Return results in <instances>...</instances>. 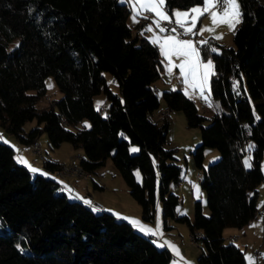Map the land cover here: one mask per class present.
<instances>
[{
    "label": "trees",
    "instance_id": "trees-1",
    "mask_svg": "<svg viewBox=\"0 0 264 264\" xmlns=\"http://www.w3.org/2000/svg\"><path fill=\"white\" fill-rule=\"evenodd\" d=\"M202 3L167 0V7L172 13L175 7ZM240 8L243 21L234 33L235 45L212 36L207 40L219 52L199 45L205 58L212 55L216 71L211 91L217 108L204 124L207 116L181 88L163 90L162 110L155 80L164 65L145 32L150 16H138L140 22L131 26L132 10L121 0H0V127L27 144L46 130L52 147L64 140L82 146L78 166L91 176L112 156L146 220L156 215L159 180L164 225L170 229L171 219L188 222L192 236L204 244L200 263L247 264L242 247L227 241L223 230L243 227L260 211L264 0H240ZM50 73L63 95L38 105ZM99 92L109 100L106 114L94 103ZM175 108L184 110L189 125L201 127L194 155L203 168L200 179L210 212L197 199L193 218L178 211L181 197L171 188L182 177L176 148L165 145L168 114ZM157 109L161 114L155 118ZM85 117L91 127L81 125ZM33 118L37 124L27 130L25 122ZM5 141L0 139V264H170L171 249L158 247L111 210L94 211L84 200L71 198L57 178L32 173ZM251 141L252 166L246 167L243 156ZM130 142L138 143L139 151H131ZM208 146L217 147L220 156L207 167ZM43 163L59 175L66 166L55 158L45 157Z\"/></svg>",
    "mask_w": 264,
    "mask_h": 264
},
{
    "label": "rangeland",
    "instance_id": "rangeland-1",
    "mask_svg": "<svg viewBox=\"0 0 264 264\" xmlns=\"http://www.w3.org/2000/svg\"><path fill=\"white\" fill-rule=\"evenodd\" d=\"M173 10L185 11L188 9L175 7ZM169 14L171 15L172 13L169 11ZM132 15L133 13L131 12L128 18V23L131 26H134L136 23L133 22ZM144 15L150 16V20H148L145 29H147L150 24L154 29V32L147 31V36H149V38L153 37L155 34H167L159 33V29H157L155 24L153 23V21L156 19L153 13H144ZM173 19L175 18L173 17ZM203 25L211 26L210 18H202V24H197V30ZM234 33L235 32L229 31L226 26H221L216 30L215 33L205 32L203 36H185L182 38L194 39L196 41H199L201 39H207V37L209 36H212L214 38L215 35H222V39L216 40L224 45L233 46L235 45ZM16 42L17 41H15L13 44H16ZM197 46L199 47V45ZM217 49L219 52L220 48ZM209 57L213 60L212 55H209L205 59ZM161 60L163 61L164 67L161 75L155 80V86L158 87L157 91L160 96L161 108L163 110L165 109L166 105V100L163 96V90L171 87L181 88L184 90L185 86L182 83V78L179 76V69H175L174 74L170 78L165 69V64L167 63V61L162 56ZM175 62L179 63L180 61L178 59H175ZM104 73L108 81L113 82L110 83L111 87L115 91L119 92V84L114 79L112 73L108 71ZM49 82L54 85V87L51 89L48 87ZM45 83L47 89L46 96L39 100L38 105L45 104L49 102L50 99L59 98L63 95V91L59 87L54 74H48L45 78ZM29 91L36 92L37 89L31 88ZM194 100L198 105L199 111L207 116V118L204 120V124L209 123L211 121L210 117L216 112L217 108L212 91L209 95V102L212 104L211 107H209L208 104H206L205 101L199 97L198 93L195 95ZM98 102H102L100 111L103 114H106L108 112L109 100L107 99L104 92H99L94 95V103L96 107ZM160 114V109H157L153 112V116L155 118H158ZM168 117L170 118V127L165 145L167 147L176 148L175 161L179 163L182 168V177L180 179V182L172 183L171 185V188L178 192L181 197V201L178 204V211L180 213H187L191 218H193L197 196H200V199L203 202L204 211L209 213L210 208L208 205L207 192L202 187L200 179V174L202 175L203 168L197 165L194 155V150L196 149L198 143H200L201 141V127L189 125L186 114L182 108L172 109L168 114ZM86 121L88 122V124H90V119L88 117H85L81 125L85 124ZM36 124V118L29 119L25 122V128L29 130ZM0 134H2V138L0 139L8 141L16 148L17 156H19V153L17 151L20 148L19 146L25 147V150H27L26 152L28 153L27 157L29 161H31L33 165H38L37 169L42 170V172H45L53 176L54 178L60 175L44 166V158H55L65 162L66 166L62 170H60L59 173L65 179L72 181L75 187L77 186L78 191H80V193L82 194L78 195L80 197H83L85 200L91 201L90 205H92L93 208L102 209L96 204V202H102L103 205L107 206L108 208H113L119 211V213L120 211L124 212L127 217L140 220L144 224L153 228L159 227L163 232V236L151 237L158 243H163L165 240L170 241L172 244L176 245V247L180 250V255L183 257V259H179V257H177L176 254L171 250L173 253V256L171 258L173 264H185L186 261H190L191 264H193V262H197L196 264H202L199 262L198 256L203 251L204 244L200 239H195V237L192 236L188 222L171 219L169 222L172 223L173 226L170 229H166L164 225L162 201L159 197V180L157 184L156 215L153 220H146L142 217L140 204L130 192L129 187L122 174L120 173L118 167L116 166L112 156H109L103 165L98 167L96 171L92 172L91 176L90 174L88 175L86 173H83L78 166L79 159L81 155L84 154V148L82 146H75L71 141L64 140L60 145L52 147L49 144V135L46 130H43L39 134L38 140L32 144L21 142L14 134L3 130L2 127H0ZM35 143H39L41 154L36 148H34ZM249 145L253 146L252 141L247 145V151L243 156V161L245 163V160L250 158V163L252 164V152L250 151ZM133 147L138 149L140 148L138 143L130 142V148L132 149ZM219 156L220 150L217 147H206L204 165L208 167L209 164L212 161L216 160ZM69 166L70 168H68ZM262 168L264 170V157L262 159ZM137 172H139L140 174L137 177L141 179L142 174L139 168L136 169V173ZM62 176H60V179ZM64 186L66 185L64 184ZM196 186L199 187V192L196 191ZM68 188L70 187H65V190L67 191ZM258 189V204L260 206V211H258L257 214L243 227L229 225L224 228L223 232L227 241L234 242L242 247L245 256L246 254H250L255 257L256 264H264V206H261L264 205V181H262L258 185ZM68 195L72 197L77 195V193L68 192ZM252 225L257 226L252 227ZM198 232L201 233V230H199ZM164 236L165 238H163ZM181 261L183 263H181ZM246 262L248 264L247 260Z\"/></svg>",
    "mask_w": 264,
    "mask_h": 264
},
{
    "label": "snow or ice",
    "instance_id": "snow-or-ice-1",
    "mask_svg": "<svg viewBox=\"0 0 264 264\" xmlns=\"http://www.w3.org/2000/svg\"><path fill=\"white\" fill-rule=\"evenodd\" d=\"M123 2L129 4L133 13L132 20L134 23H139L140 21L137 17L144 16V13L150 12L155 15L156 19L153 23L156 28L159 29V33L167 34H155L149 39L150 43L158 47L160 55L167 61L165 69L169 77L171 78L175 69H179V76L182 78V83L185 86L184 94L188 96L189 99H194L195 95L198 93L199 97L211 107L212 104L209 102V95L211 93L212 78L216 76L215 64L210 57L205 59L202 55V49L197 45L207 46L212 53L218 52V49L212 47L207 39L196 41L194 39H185L182 37L203 36L205 32L215 33L221 26H226L229 31L235 32L237 25L243 21L240 0H203L202 5L193 6L185 11L173 10L171 15L167 7V0H123ZM173 17L175 19H173ZM144 18L147 19L148 17L144 16ZM202 18H210L211 26L203 25L197 30V24H202ZM162 22L176 25L183 31L178 32L176 26L171 28L163 27ZM145 31L154 32V29L150 24ZM214 38L220 40L223 36L215 35ZM174 58L178 59L180 62L176 63ZM110 83L113 82L110 81ZM238 83L239 82H237V85ZM48 87L51 89L54 85L49 82ZM172 90L175 91V87H173ZM101 103L102 102L97 103V111L101 110ZM105 118L107 117L105 116ZM85 127H91V125L86 121ZM0 138H2V134H0ZM5 143L8 142L5 141ZM252 147L254 146L249 145L250 149ZM131 151L136 152L139 151V149L133 147ZM17 160L27 166L32 173H40L45 176L48 175L42 172V170L33 167L23 156H17ZM245 165L246 167L252 166L250 158L245 160ZM136 175L139 176V172H137ZM67 191L69 193L73 192L71 188H68ZM196 191L199 192L198 186H196ZM71 198L84 200V198L80 197L78 194ZM197 199H200V196H197ZM84 203L91 204V201L84 200ZM93 210L99 211L100 209L94 208ZM116 215L119 219L129 221L133 227L146 236H163V232L159 227L153 228L135 218L121 216L118 213ZM256 226L257 225H252V227ZM152 242L157 244L160 248L167 247L177 256H180V250L170 241L165 240L163 243H158L156 240H153ZM180 258L183 259L182 256H180ZM245 259L248 261V264H256L255 257L250 254H246ZM185 264H191V262L186 261Z\"/></svg>",
    "mask_w": 264,
    "mask_h": 264
},
{
    "label": "crops",
    "instance_id": "crops-1",
    "mask_svg": "<svg viewBox=\"0 0 264 264\" xmlns=\"http://www.w3.org/2000/svg\"><path fill=\"white\" fill-rule=\"evenodd\" d=\"M146 34L148 35V32L146 31ZM149 37V36H148ZM156 88H158V87H156ZM5 136V135H4ZM20 148H19V151H18V155L19 156H23L33 167H35V168H38V165H33L32 163H31V161H29V159H28V153L26 152L27 150H25V147H23V146H19ZM30 157V156H29ZM55 172V171H54ZM56 173V172H55ZM49 175V174H48ZM59 175V174H58ZM61 176V175H60ZM60 176H56V178L60 181V182H63L67 187H70V188H73V192L74 193H77V194H81L80 193V191H78V188H77V186L75 187V185H73V183H72V181H69V180H67V179H65L63 176L61 177V179H60ZM198 176H199V174H198ZM65 181H67V182H65ZM62 184V183H61ZM62 186V185H61ZM100 186V185H99ZM62 189L64 188V187H61ZM65 189V188H64ZM82 195V194H81ZM85 200V199H84ZM96 204L98 205V206H100L101 208H107L108 210H111L112 212H114L115 214H120L121 216H126L125 214H124V212H122V211H120V213H119V211H117V210H115V209H113V208H108L107 206H105V205H103V203L102 202H96ZM163 238H165V236L163 237ZM177 256V255H176ZM181 256V255H180ZM180 256H177V257H179V259H180ZM185 256V255H184ZM193 259V258H192ZM181 263H183L182 261H181ZM197 262H193V264H196ZM170 264H173V262H172V260H171V262H170Z\"/></svg>",
    "mask_w": 264,
    "mask_h": 264
},
{
    "label": "built area",
    "instance_id": "built-area-1",
    "mask_svg": "<svg viewBox=\"0 0 264 264\" xmlns=\"http://www.w3.org/2000/svg\"><path fill=\"white\" fill-rule=\"evenodd\" d=\"M163 26H164V27L171 28V27L176 26V25H170V24H168L167 22H163ZM176 27H177L178 32H182V31H183L182 29H179L178 26H176ZM183 37H185V36H183ZM34 148H36V149L40 152V146H39V143H35V144H34ZM40 154H41V152H40ZM68 168H70V166H69Z\"/></svg>",
    "mask_w": 264,
    "mask_h": 264
},
{
    "label": "bare ground",
    "instance_id": "bare-ground-1",
    "mask_svg": "<svg viewBox=\"0 0 264 264\" xmlns=\"http://www.w3.org/2000/svg\"><path fill=\"white\" fill-rule=\"evenodd\" d=\"M73 189V188H72Z\"/></svg>",
    "mask_w": 264,
    "mask_h": 264
}]
</instances>
